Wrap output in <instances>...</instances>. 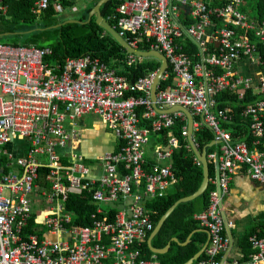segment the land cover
<instances>
[{
	"label": "built area",
	"instance_id": "obj_1",
	"mask_svg": "<svg viewBox=\"0 0 264 264\" xmlns=\"http://www.w3.org/2000/svg\"><path fill=\"white\" fill-rule=\"evenodd\" d=\"M118 1L110 20L119 34L135 50L143 44L162 54L175 77L172 87L160 89L159 84L155 103L158 73L131 83L94 55L54 65L48 62L54 56L51 49L0 45V264H157L141 261L143 244L154 230L145 204L164 197L178 182L167 164L180 143L170 134L168 146H155L149 170L145 146L178 119L188 118L183 112L158 110H189L194 130L209 127L221 144V191L212 193L210 207L196 217L211 241L207 258L195 264H222L230 240L221 203L234 176L243 171L264 186V99L243 111L251 120L252 147L235 142L222 126L231 120L228 109L212 112L218 93L239 92L243 99L252 86L237 75V64L260 63L264 24L256 29L246 21L240 12L246 0H225L226 6L215 9L206 0ZM50 6L58 15L68 11L61 0H38L32 13L41 16ZM188 12L191 22L186 23ZM8 14L7 0H0V23ZM215 17L253 32L256 44L238 40L227 26L217 30ZM184 38L198 45V63L179 44ZM210 46L216 47L215 53ZM144 59L129 54L124 64L133 67ZM167 79L168 73L162 80ZM258 84L255 93L264 95L263 75ZM87 115H97L118 141L114 153L94 162L74 150L82 141L79 129L72 135L68 130ZM183 137H190L189 126ZM16 141L29 144L19 159L9 151ZM77 194L87 195L97 206L92 226L75 225L69 203ZM249 242L255 252L232 264H264V238L254 235Z\"/></svg>",
	"mask_w": 264,
	"mask_h": 264
},
{
	"label": "trees",
	"instance_id": "obj_2",
	"mask_svg": "<svg viewBox=\"0 0 264 264\" xmlns=\"http://www.w3.org/2000/svg\"><path fill=\"white\" fill-rule=\"evenodd\" d=\"M37 1L38 0H7L9 14L8 18L0 23V35L3 36L8 33L19 35L9 38L1 37L0 45L10 47H37L41 50L51 49L54 52V56L50 58L48 62L54 65L64 63L69 58L80 59L87 55H94L112 67L123 64L122 71L119 74L125 76L131 83H136L147 75L158 73L161 70L163 66L162 61L154 58L144 59L141 63L133 67H128V65L124 64L128 59L129 53L107 29L98 26L97 17H95L90 24H66L60 26L58 29H53L56 25L62 24L70 20V18L63 14L58 15L55 13L52 6H50L48 10H45L41 16L33 14L32 9ZM100 1L101 0H90L84 8L83 14L79 16V21L87 23L90 14L98 6ZM61 2L63 7L68 9V11L77 6L76 0H61ZM207 2L209 6L214 9L227 5L225 0H207ZM118 6L119 1L113 0L102 9L104 19H106L109 24L113 25L114 28L116 23L110 20V16L116 12ZM240 12L246 17V21L251 26H254V28L258 29L263 26L264 0H246L243 7L240 8ZM73 18L76 17H71V19ZM185 18V22L187 20L191 22L189 16ZM214 21L217 30H223L227 26L230 30L237 32L238 40L243 41L247 39L251 44H256L253 32L248 30L241 31L235 24L217 17L214 18ZM30 32L34 33L29 34ZM179 44L183 45L185 53L192 57L195 63L200 61L201 52L194 41L184 38L179 41ZM140 51L150 52L151 47L142 44L140 46ZM210 52L215 53L216 47L210 46ZM257 52L260 56L259 68L263 71L264 46H258ZM167 73L168 79L160 82V89L174 86L175 77L170 67ZM258 86L256 88L253 86L247 88L243 99L240 98L239 92L230 90L220 92L215 96L216 103L212 109V112L216 115L220 111L228 109L231 120L229 122H222V126L229 131L235 142H246L251 147L255 138L251 131V120L243 115V110L249 104L264 99L263 94L255 93ZM195 121L201 120L199 117H195ZM140 126H145V123L143 122ZM187 126H189L188 118L178 119L173 127L163 130L162 133L156 135L150 141V143H152V151L157 145L168 146L170 134L180 143V147L175 151L173 159L167 164L173 166L178 182L166 192L164 197L152 199L145 204V208L151 215L154 230L170 208L174 207L179 201L192 197L198 193L205 181L204 167L199 162L190 139L183 137V130ZM194 133L200 150L203 153H207L212 181L210 187L208 191L197 200L181 204L172 216L165 221L163 227L153 239V248L156 250H164L170 244L168 253L163 256L152 254L148 245L151 234L153 233L151 232L141 249V261H156L159 264H186L209 242V235L206 233V229L202 228L196 217L206 212L210 207L211 195L218 188L216 183L215 161L212 159V156H221V146L211 147L215 142V135L213 130L205 125L194 130ZM146 160V169L149 170L151 165L155 162L148 156ZM43 175L44 172H40V176L42 177ZM69 205L71 210L75 212V225L82 227L93 225L91 216L97 211V206L92 204L87 195H72ZM34 224L35 223H32V225ZM254 235L258 236V238H264V226L259 228L256 227L246 235L244 240V243H248L245 244L246 260L255 252L252 250V246L249 242V239ZM191 236V243L184 247ZM173 240H178L179 243H172ZM205 258H207L206 251L199 260Z\"/></svg>",
	"mask_w": 264,
	"mask_h": 264
},
{
	"label": "crops",
	"instance_id": "obj_3",
	"mask_svg": "<svg viewBox=\"0 0 264 264\" xmlns=\"http://www.w3.org/2000/svg\"><path fill=\"white\" fill-rule=\"evenodd\" d=\"M187 16H190L189 12ZM70 17L71 16L68 18ZM122 67L123 64H120L115 68H117L120 73L122 71ZM235 71L238 76L244 77L248 81L251 80V85L255 88L258 86L259 76L263 75L264 72V70H260L258 62L254 64L247 60L238 63ZM87 116L82 119L80 118L76 123L72 124L74 126H68V130L72 135L73 129H79L81 135L79 139L82 141L75 144L77 146L74 150H78V152L82 153L88 162H94L99 157H102L107 153H114L118 147V141L112 131L109 130L103 123H97L95 125V130L93 129V131H91L90 128H87ZM102 129L109 130V133L106 134L104 130L102 131ZM98 131H102L100 136L103 144H99L98 140H96ZM70 145H72V142ZM28 148V142L16 141L9 147V151L16 159H19L25 156ZM146 156L155 162L154 153L151 157L148 154ZM216 183L218 187L217 190H219V182L217 181ZM229 189V194L224 198V207L221 206L225 220L226 235L230 240L228 250L221 256L222 264H232L233 261L246 260L245 244L247 242L244 243L246 235L252 229L264 226V186L253 180L242 171V173H238L234 176ZM227 220L229 225L226 226Z\"/></svg>",
	"mask_w": 264,
	"mask_h": 264
},
{
	"label": "water",
	"instance_id": "obj_4",
	"mask_svg": "<svg viewBox=\"0 0 264 264\" xmlns=\"http://www.w3.org/2000/svg\"><path fill=\"white\" fill-rule=\"evenodd\" d=\"M111 1L113 0H101L98 3V6L93 10V12L90 14V18L89 21L87 23H83L80 21H76V19H70L68 21H65L62 24H58L55 26V28L53 29H58L60 28V26L62 25H66V24H76V25H86V24H90L93 22L94 18L97 17V24L98 26H100V28H104L107 29L114 37L115 39L127 50V52L129 54H136L142 58L148 59V58H158L162 61L163 66L161 68V70L158 72L155 81H154V87H153V91H152V100L155 103L156 102V96H157V89L158 86L161 82V80L163 79L164 75L167 73V69H168V63L167 60L165 59V57L160 54L157 51H150V52H143L140 50H135L130 44L129 42L124 39L119 32L116 30V28H114L113 25L109 24L108 21L106 19H104L103 15H102V9L108 5L109 3H111ZM42 31V30H41ZM34 32H30L29 34H33ZM19 34H5L3 36L0 35L1 37H14L17 36ZM20 35H24V34H20ZM160 113H165V114H172V113H176V112H183L189 120V131H190V142L191 145L198 157L199 162L203 165L204 167V174H205V181L203 184V187L201 188V190L196 193L194 196L183 199L181 201H179L174 207L170 208L169 211L162 217V219L160 220V222L158 223L157 227L155 228V230L153 231V233L151 234V238L148 242L149 248L152 252V254L156 255V256H163L165 254L168 253V251L170 250V244L164 249V250H156L153 248V239L155 238V236L159 233V231L161 230V228L163 227L165 221L172 216V214L175 212V210L184 203H189V202H193L195 200H197L198 198H200L201 196H203L209 189L210 184H211V170H210V164L208 162V158H207V153L206 152H202L197 144L196 138L194 137L195 133H194V128H193V124H194V117L191 114V112L187 109H184L182 107H178V108H174V109H170V110H165V111H161L158 110ZM221 144L219 142H214L211 147L214 146H220ZM215 166H216V172H217V181L219 182L220 180V172H219V168H220V156L217 155L216 156V160H215ZM219 184V183H218ZM219 191L220 190V186H219ZM221 206L224 207V200L221 203ZM227 217V216H226ZM229 225V222L227 220L226 226ZM206 233L209 234V242L208 244L200 251L198 252L193 258H191L186 264H194L197 260H199V258L202 256L203 253H205L206 249L209 246V243L211 241V235L209 233L208 230H205ZM191 238L189 239L188 243L185 246L189 245L191 243ZM173 243L178 244L179 241L178 240H173Z\"/></svg>",
	"mask_w": 264,
	"mask_h": 264
},
{
	"label": "rangeland",
	"instance_id": "obj_5",
	"mask_svg": "<svg viewBox=\"0 0 264 264\" xmlns=\"http://www.w3.org/2000/svg\"><path fill=\"white\" fill-rule=\"evenodd\" d=\"M76 2H77L76 3L77 6L75 8L73 7L69 11H66L64 13V16L76 17V18H73V19H76V21H79V19H80L79 16L81 14H83V12H84L83 10H85L84 8L87 6V4L90 2V0H76ZM42 31H46V30H42ZM1 43H3V42H1ZM4 43H6V42H4ZM154 59H158V58L156 57ZM158 60H160V59H158ZM97 123L98 124H102V121H101L100 118H98V116L89 115V116L86 117V126H87V128H90L91 131H93V129L95 130V125ZM103 130L104 129H102V131ZM102 131H98V133H97L98 135L96 137V140H98L99 144H103L101 136H100L102 134ZM104 131H105L106 134L109 133V130H107V129H105ZM151 146H152V143H149L147 146H145V151L150 157L153 155Z\"/></svg>",
	"mask_w": 264,
	"mask_h": 264
},
{
	"label": "clouds",
	"instance_id": "obj_6",
	"mask_svg": "<svg viewBox=\"0 0 264 264\" xmlns=\"http://www.w3.org/2000/svg\"><path fill=\"white\" fill-rule=\"evenodd\" d=\"M223 202V201H222Z\"/></svg>",
	"mask_w": 264,
	"mask_h": 264
}]
</instances>
